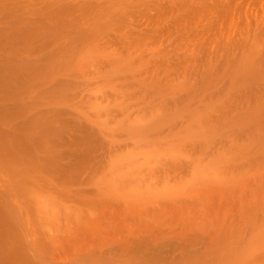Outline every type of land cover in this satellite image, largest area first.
<instances>
[{
    "label": "bare ground",
    "instance_id": "1",
    "mask_svg": "<svg viewBox=\"0 0 264 264\" xmlns=\"http://www.w3.org/2000/svg\"><path fill=\"white\" fill-rule=\"evenodd\" d=\"M0 264H264V0H0Z\"/></svg>",
    "mask_w": 264,
    "mask_h": 264
}]
</instances>
